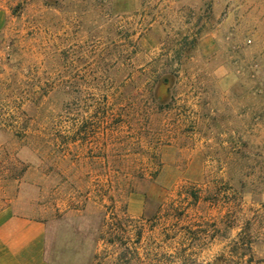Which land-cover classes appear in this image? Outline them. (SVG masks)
I'll return each mask as SVG.
<instances>
[{
  "label": "rangeland",
  "instance_id": "rangeland-1",
  "mask_svg": "<svg viewBox=\"0 0 264 264\" xmlns=\"http://www.w3.org/2000/svg\"><path fill=\"white\" fill-rule=\"evenodd\" d=\"M0 213L52 264H264V0H0Z\"/></svg>",
  "mask_w": 264,
  "mask_h": 264
},
{
  "label": "crops",
  "instance_id": "crops-1",
  "mask_svg": "<svg viewBox=\"0 0 264 264\" xmlns=\"http://www.w3.org/2000/svg\"><path fill=\"white\" fill-rule=\"evenodd\" d=\"M0 264H52L46 256V224L0 213Z\"/></svg>",
  "mask_w": 264,
  "mask_h": 264
}]
</instances>
